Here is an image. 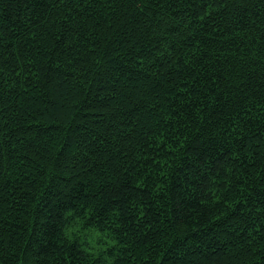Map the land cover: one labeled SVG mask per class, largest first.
Instances as JSON below:
<instances>
[{
  "label": "trees",
  "instance_id": "obj_1",
  "mask_svg": "<svg viewBox=\"0 0 264 264\" xmlns=\"http://www.w3.org/2000/svg\"><path fill=\"white\" fill-rule=\"evenodd\" d=\"M0 264H264V0H0Z\"/></svg>",
  "mask_w": 264,
  "mask_h": 264
}]
</instances>
